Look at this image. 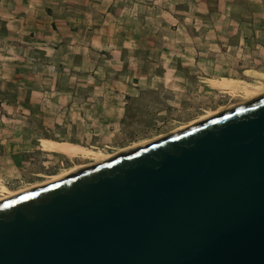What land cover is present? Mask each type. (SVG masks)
<instances>
[{
    "label": "rangeland",
    "instance_id": "rangeland-1",
    "mask_svg": "<svg viewBox=\"0 0 264 264\" xmlns=\"http://www.w3.org/2000/svg\"><path fill=\"white\" fill-rule=\"evenodd\" d=\"M14 3L0 0V11ZM66 3L71 13L55 18L76 31L54 67L33 78L27 63L23 84L0 79V186L24 189L93 161L50 139L115 153L234 108L243 84L264 83V0ZM223 79L234 83L218 86Z\"/></svg>",
    "mask_w": 264,
    "mask_h": 264
},
{
    "label": "water",
    "instance_id": "water-1",
    "mask_svg": "<svg viewBox=\"0 0 264 264\" xmlns=\"http://www.w3.org/2000/svg\"><path fill=\"white\" fill-rule=\"evenodd\" d=\"M0 264H264V95L0 201Z\"/></svg>",
    "mask_w": 264,
    "mask_h": 264
},
{
    "label": "crops",
    "instance_id": "crops-1",
    "mask_svg": "<svg viewBox=\"0 0 264 264\" xmlns=\"http://www.w3.org/2000/svg\"><path fill=\"white\" fill-rule=\"evenodd\" d=\"M66 1L49 0L46 4L45 0H15L13 7H2L0 13L7 12V15L4 14L6 16L4 34L0 33V79L22 81L26 75L21 70L22 68L24 70L27 63L31 64V70L28 72L31 71L33 78L43 77L40 74L42 66L54 67L56 63L54 58L57 55L54 53H58L66 45L65 41L69 40L63 36L75 35L73 32L76 31L75 25L68 24L66 27L65 23H58L68 22L69 19L63 17L58 21L55 18L57 15L71 13L73 7ZM2 39L4 40L1 41ZM25 39L31 41L24 45L19 43L25 42ZM25 46L27 48L32 46L34 50L26 52ZM10 54L15 57H10ZM48 143L55 145L59 142L50 139ZM65 154L74 157L72 154Z\"/></svg>",
    "mask_w": 264,
    "mask_h": 264
},
{
    "label": "bare ground",
    "instance_id": "bare-ground-1",
    "mask_svg": "<svg viewBox=\"0 0 264 264\" xmlns=\"http://www.w3.org/2000/svg\"><path fill=\"white\" fill-rule=\"evenodd\" d=\"M233 83H234V81H232L230 79H223V80L217 82V85L220 86V87H228V86L233 85ZM242 93H243V95L245 97L244 98L245 100L242 101L239 105H242V104L247 103V102H249V101H251V100H253V99H255V98L259 97V96L264 95V83H259V84H256L255 86H252V85H249V84H243L242 85ZM224 111H220V110L219 111H209L205 116L199 118L198 120H196V121H194V122H192V123H190L188 125L180 127V128H178L176 130H173V131H171V132H169L167 134H162V135H159V136L154 137L152 139H149V140L134 144L133 146H129L127 148L120 149L119 151H117L115 153H109V152H105V151H102V150H100V151L88 150V149H86V148H84L82 146H78V145H74V144H70V143H61V142L55 143V146L60 151H62L64 153L72 154V155H74L76 157L81 155L82 157L90 158L93 161L88 163L87 165L75 164L74 166L63 170L62 172L53 175L50 179H48L46 181L31 185V186L26 187L24 189L22 188L20 190H12L6 184L2 183L1 186H0V201L8 199V198L13 197V196H16V195H18L20 193H23V192H26V191L41 187L43 185L58 181V180H60V179H62L64 177H66L70 173L77 172V171H79V170H81L83 168H86L88 166L101 163V162H103V161H105V160H107V159H109V158H111V157H113V156H115L117 154H120V153H122L124 151L130 150L132 148H135V147H138V146H141V145L148 144L150 142H153L155 140H158L160 138H163L165 136H168L170 134L178 132V131H180L182 129H185V128H187V127H189V126H191L193 124H196V123H198V122H200L202 120H205V119H207L209 117L217 115L219 112H224Z\"/></svg>",
    "mask_w": 264,
    "mask_h": 264
}]
</instances>
